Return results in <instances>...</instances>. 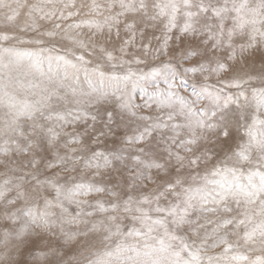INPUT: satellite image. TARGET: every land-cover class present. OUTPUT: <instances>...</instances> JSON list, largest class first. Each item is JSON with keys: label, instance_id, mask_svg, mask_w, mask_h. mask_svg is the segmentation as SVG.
<instances>
[{"label": "snow or ice", "instance_id": "6c2138e0", "mask_svg": "<svg viewBox=\"0 0 264 264\" xmlns=\"http://www.w3.org/2000/svg\"><path fill=\"white\" fill-rule=\"evenodd\" d=\"M0 264H264V0H0Z\"/></svg>", "mask_w": 264, "mask_h": 264}, {"label": "rangeland", "instance_id": "374dc122", "mask_svg": "<svg viewBox=\"0 0 264 264\" xmlns=\"http://www.w3.org/2000/svg\"><path fill=\"white\" fill-rule=\"evenodd\" d=\"M80 2H82V0H77V3H80ZM83 2H87V0H83ZM149 35H151V33H149ZM113 43H114V44H118L119 42H118V41H113ZM139 43H140V38L137 37V44H139ZM153 43H155V42L153 41ZM184 47H187V42H185L184 44H181L180 47L176 49V51L179 52L180 49H181V48H184ZM134 50H135V49H133V51H134ZM168 58H169V57H162L161 59H163V60H167ZM156 63H159V61H158V60L154 61V60H152L151 58H150L149 61H148V64H149V65L156 64ZM140 67H141V68H144V70H147V66H145V65H141ZM162 86H163V85H162ZM105 146L110 147V146H111V143L109 142L107 145H100L101 148H103V147H105ZM49 174H50V173H49ZM85 178L88 179V178H90V177H88V176L86 175ZM150 187H152V186L149 185V188H150ZM95 198H96L95 194H94L93 196L89 197V199H95ZM100 198L107 199V197L103 196V194H101V197H100Z\"/></svg>", "mask_w": 264, "mask_h": 264}]
</instances>
